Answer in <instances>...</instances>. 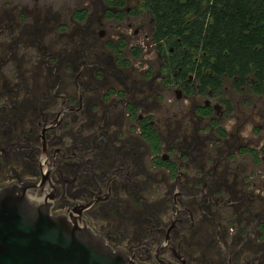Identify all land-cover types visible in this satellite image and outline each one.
I'll use <instances>...</instances> for the list:
<instances>
[{
    "label": "flooded vegetation",
    "instance_id": "af4514ba",
    "mask_svg": "<svg viewBox=\"0 0 264 264\" xmlns=\"http://www.w3.org/2000/svg\"><path fill=\"white\" fill-rule=\"evenodd\" d=\"M150 3L0 0V188L135 264H264V65Z\"/></svg>",
    "mask_w": 264,
    "mask_h": 264
},
{
    "label": "water",
    "instance_id": "95a60500",
    "mask_svg": "<svg viewBox=\"0 0 264 264\" xmlns=\"http://www.w3.org/2000/svg\"><path fill=\"white\" fill-rule=\"evenodd\" d=\"M0 264H135L33 186L0 188Z\"/></svg>",
    "mask_w": 264,
    "mask_h": 264
},
{
    "label": "trees",
    "instance_id": "16d2710c",
    "mask_svg": "<svg viewBox=\"0 0 264 264\" xmlns=\"http://www.w3.org/2000/svg\"><path fill=\"white\" fill-rule=\"evenodd\" d=\"M150 1V6L166 10V21L172 18V23L184 22L185 10H207L192 28L205 35L204 41L210 40L213 54L220 56V63L227 62L230 71L250 62L264 65V0ZM257 47L260 51L255 50Z\"/></svg>",
    "mask_w": 264,
    "mask_h": 264
}]
</instances>
